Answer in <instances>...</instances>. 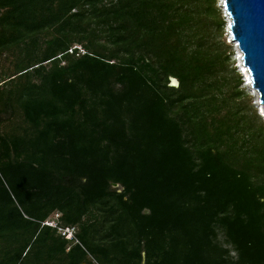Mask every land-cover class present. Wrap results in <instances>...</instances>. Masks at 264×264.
<instances>
[{
  "label": "trees",
  "instance_id": "16d2710c",
  "mask_svg": "<svg viewBox=\"0 0 264 264\" xmlns=\"http://www.w3.org/2000/svg\"><path fill=\"white\" fill-rule=\"evenodd\" d=\"M223 27L217 0H0V264H264Z\"/></svg>",
  "mask_w": 264,
  "mask_h": 264
},
{
  "label": "water",
  "instance_id": "95a60500",
  "mask_svg": "<svg viewBox=\"0 0 264 264\" xmlns=\"http://www.w3.org/2000/svg\"><path fill=\"white\" fill-rule=\"evenodd\" d=\"M222 7L230 19L229 34L241 52L251 86L264 109V0H223ZM170 82L173 87L179 86L177 79L171 78Z\"/></svg>",
  "mask_w": 264,
  "mask_h": 264
},
{
  "label": "rangeland",
  "instance_id": "374dc122",
  "mask_svg": "<svg viewBox=\"0 0 264 264\" xmlns=\"http://www.w3.org/2000/svg\"><path fill=\"white\" fill-rule=\"evenodd\" d=\"M217 8L219 9L222 15V19L224 21L223 36H222L221 42L225 43L226 46L228 47L227 56L230 61L228 69L222 72L221 76L225 77L228 80L231 78H239V80L241 81V85L239 87V91L242 94L241 103L242 104L244 103L246 110L248 111L249 114H251L252 112H255L259 116V118L262 120V123L264 124V117L261 115L259 106L257 104L259 102L257 101L256 97L252 94V91H255V90L252 88V86L250 88L248 85V79L244 71V66H242L243 63L240 60L241 53L237 49V46L232 41L231 35L229 34L228 27H229L230 22L228 21V16L226 15L222 7L221 0H217ZM3 65L5 66L6 69L12 68L10 62L6 63L5 61L3 62ZM220 82L221 84L226 83V81H224L223 78L220 79ZM222 90L224 91L225 97H228L229 95L232 94V90L226 85H222ZM113 188L115 187L113 186ZM116 189H118L119 192L121 191L120 187ZM233 255L235 254L233 253Z\"/></svg>",
  "mask_w": 264,
  "mask_h": 264
},
{
  "label": "built area",
  "instance_id": "2783aa9c",
  "mask_svg": "<svg viewBox=\"0 0 264 264\" xmlns=\"http://www.w3.org/2000/svg\"><path fill=\"white\" fill-rule=\"evenodd\" d=\"M60 217V214H55V216L51 219H49L44 225L56 228L58 230V233L64 237L67 241H73L75 240V228H64L57 225V220Z\"/></svg>",
  "mask_w": 264,
  "mask_h": 264
},
{
  "label": "bare ground",
  "instance_id": "6f19581e",
  "mask_svg": "<svg viewBox=\"0 0 264 264\" xmlns=\"http://www.w3.org/2000/svg\"><path fill=\"white\" fill-rule=\"evenodd\" d=\"M221 2H223V0H221ZM228 21L230 22V19L228 18ZM236 46H237V44H235ZM237 49L239 50V48H238V46H237ZM239 52H240V50H239ZM241 53V52H240ZM240 60H241V62H242V56L240 55ZM243 66V65H242ZM244 71H245V73H246V77H247V79H248V85H249V87L251 88V81H250V77H249V74H248V72H247V70L245 69V67H244ZM252 94L256 97V99H257V101H258V99H259V94L256 92V91H252ZM258 104V106H259V110H260V113H261V115L264 117V109L262 108V106H260V104L259 103H257Z\"/></svg>",
  "mask_w": 264,
  "mask_h": 264
}]
</instances>
